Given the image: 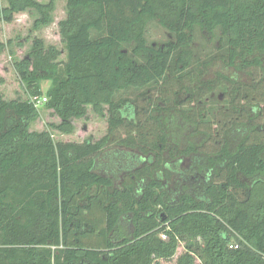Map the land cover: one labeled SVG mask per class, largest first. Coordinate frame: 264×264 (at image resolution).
<instances>
[{"label":"trees","instance_id":"16d2710c","mask_svg":"<svg viewBox=\"0 0 264 264\" xmlns=\"http://www.w3.org/2000/svg\"><path fill=\"white\" fill-rule=\"evenodd\" d=\"M5 2V22H54L57 0ZM153 22L172 38L150 43ZM58 25L66 59L35 38L13 63L28 97L0 94V264H162L181 246L176 264H264V0H66ZM197 29L251 81L207 75ZM222 86L230 111L214 127L206 98ZM129 89L146 90L144 105L119 99ZM32 96L58 119L42 130ZM90 109L105 135L54 138ZM111 150L132 165L115 168Z\"/></svg>","mask_w":264,"mask_h":264},{"label":"rangeland","instance_id":"374dc122","mask_svg":"<svg viewBox=\"0 0 264 264\" xmlns=\"http://www.w3.org/2000/svg\"><path fill=\"white\" fill-rule=\"evenodd\" d=\"M47 2L48 0H41ZM0 5H6L5 0H0ZM66 17V0H57L56 8L54 11V22L46 27L38 30L33 29V22L35 16L31 11H25L15 14V18L12 22H5L0 17V41L8 42L11 40L10 45L0 54V74L5 78V82L0 85V94L6 99L12 98H27L25 88H27L25 82H21L18 74L14 68V62L17 59L24 58L30 50L35 38H41L47 45H55L60 48L64 53L61 55V59H66L64 44L62 42L58 22ZM148 41L153 44H162L172 38L170 33L162 27L159 23L153 22L149 26ZM217 39L219 37H211L207 33H203L200 30H196L194 38L191 44V51L194 54V61L199 65L203 62L211 60L209 69L206 70L207 75L210 77L215 75L216 72H222L228 75H236L237 78L243 81H251V78L246 75H239L233 69L228 68L223 62L215 58L218 54ZM197 70L200 67L196 64ZM39 84L41 89L46 92L51 87V80H40ZM24 85V86H23ZM25 87V88H24ZM230 88L222 86L213 92L208 98H206V108L210 112V117L215 120L213 124L217 127L218 120L221 119V112H229L230 105L228 100L230 98ZM264 92V89L262 90ZM146 90L129 89L119 95V99L124 100H136L140 105H144L143 94ZM151 94L154 92L151 91ZM45 96V94H41ZM40 95V96H41ZM184 96V93H181ZM254 95V93H253ZM39 96V97H40ZM260 99V96L257 95ZM44 98V97H42ZM44 103L40 105V116L32 124V129L42 130L46 127V124L50 121H57L58 119L53 116L49 110L44 107ZM249 101L242 100L240 104H248ZM263 104V103H262ZM264 117L256 119V122H263ZM75 132L72 134H64L55 132L54 138L61 141H83L86 137L92 136L93 138H100L108 131V122L105 117L99 116L93 110H89V114L86 118L75 120ZM122 133V132H121ZM112 146V145H111ZM114 147V146H113ZM117 148V147H114ZM126 150H129L126 148ZM117 153L109 151L106 157L113 162L114 167H128L132 165V161L127 156L123 160L117 158ZM117 160V162H115ZM119 183V180H118ZM182 246L179 248L177 255L170 261H163L162 264H176L177 257L182 251Z\"/></svg>","mask_w":264,"mask_h":264},{"label":"built area","instance_id":"2783aa9c","mask_svg":"<svg viewBox=\"0 0 264 264\" xmlns=\"http://www.w3.org/2000/svg\"><path fill=\"white\" fill-rule=\"evenodd\" d=\"M47 98H42V97H39V96H32L31 97V101L34 103L35 106L39 107L40 105H42L43 102H46ZM161 237L163 239H166L167 238V235L166 233H162L161 234Z\"/></svg>","mask_w":264,"mask_h":264},{"label":"crops","instance_id":"0c3cea01","mask_svg":"<svg viewBox=\"0 0 264 264\" xmlns=\"http://www.w3.org/2000/svg\"><path fill=\"white\" fill-rule=\"evenodd\" d=\"M105 160H106L107 162H109L108 159H104V160L101 159V166H102V167H104V164L107 163V162H105Z\"/></svg>","mask_w":264,"mask_h":264}]
</instances>
